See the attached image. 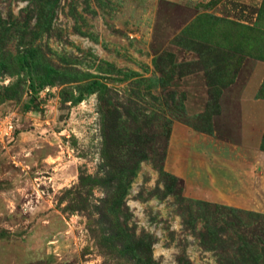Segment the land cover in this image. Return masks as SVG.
<instances>
[{"label": "rangeland", "instance_id": "374dc122", "mask_svg": "<svg viewBox=\"0 0 264 264\" xmlns=\"http://www.w3.org/2000/svg\"><path fill=\"white\" fill-rule=\"evenodd\" d=\"M257 131L264 0H0V264H264Z\"/></svg>", "mask_w": 264, "mask_h": 264}, {"label": "crops", "instance_id": "0c3cea01", "mask_svg": "<svg viewBox=\"0 0 264 264\" xmlns=\"http://www.w3.org/2000/svg\"><path fill=\"white\" fill-rule=\"evenodd\" d=\"M262 125V123H261ZM260 133L257 131L256 133V137H253V138H249L248 136H244V144L251 148V151L255 152V153H258L259 152V155H257L259 158H260V163L259 164H255L253 165L252 167H264V152H261L259 147H261L262 143H261V136L259 135ZM243 136V135H242ZM249 139L248 141L250 142H247L246 140ZM246 139V140H245Z\"/></svg>", "mask_w": 264, "mask_h": 264}, {"label": "trees", "instance_id": "16d2710c", "mask_svg": "<svg viewBox=\"0 0 264 264\" xmlns=\"http://www.w3.org/2000/svg\"><path fill=\"white\" fill-rule=\"evenodd\" d=\"M23 62L25 61V57L22 58Z\"/></svg>", "mask_w": 264, "mask_h": 264}]
</instances>
